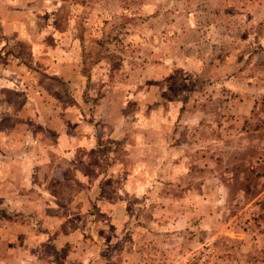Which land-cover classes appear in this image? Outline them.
Returning <instances> with one entry per match:
<instances>
[{
  "label": "rangeland",
  "instance_id": "1",
  "mask_svg": "<svg viewBox=\"0 0 264 264\" xmlns=\"http://www.w3.org/2000/svg\"><path fill=\"white\" fill-rule=\"evenodd\" d=\"M29 4L0 37V264H264V0Z\"/></svg>",
  "mask_w": 264,
  "mask_h": 264
},
{
  "label": "crops",
  "instance_id": "2",
  "mask_svg": "<svg viewBox=\"0 0 264 264\" xmlns=\"http://www.w3.org/2000/svg\"><path fill=\"white\" fill-rule=\"evenodd\" d=\"M30 0H27V3H24L22 6L19 4V0H0V37L1 38H7L9 40H13V39H18L19 40V34L20 33V19L24 18V16H27L30 14V11L32 8V6L29 4ZM35 55V51H33L32 56ZM15 64L13 63L11 66L13 67ZM3 64L0 66L3 68ZM19 67V65H15L14 66ZM10 83V81L8 80H4L2 77H0V92L2 88H14L11 85H13V83H10L11 85L7 84ZM3 99H0V106L2 105ZM2 118V109L0 107V119ZM49 131H47L46 129H43L40 133L46 135V133H48ZM30 134L33 132H29ZM37 134V133H36ZM5 132L3 131V129H0V161L1 158L5 157L3 153H5V146L8 147V151L11 152L10 155H7L6 158L8 160L9 163L6 164V166L10 167V168H14L15 164L17 162V155H15V153L12 151V149L14 150V148H17V145H19V142H17V140L13 141L12 139L10 140V144L7 143V145H5ZM79 143L78 146L81 149H87L90 150L92 148H94L95 144H97V139L94 136V133L92 130L87 131L86 133H81V137L79 138ZM0 168H4V164H0ZM1 174V173H0ZM83 176V175H82ZM82 176L80 177L81 182L82 181ZM1 177V175H0ZM16 181V183H20L21 182H25L26 180L28 181V178L26 179H21L18 177L17 179H13ZM84 180V179H83ZM4 181V179H3ZM0 181V184L1 182ZM16 194H14L13 192H9V193H0V201L4 200V197L8 198H14ZM45 196L46 197H50L52 200H56V198H54V196H50L48 193H43V197L45 200ZM29 204H32V202H29ZM45 213H46V207H43ZM52 235V234H51ZM65 235V234H64ZM66 237V236H65ZM55 238V236L53 237ZM73 235L69 234L66 238L67 241L72 240ZM56 243V247L59 248V243H57V239H54L53 244ZM101 260H98V264L100 263Z\"/></svg>",
  "mask_w": 264,
  "mask_h": 264
}]
</instances>
